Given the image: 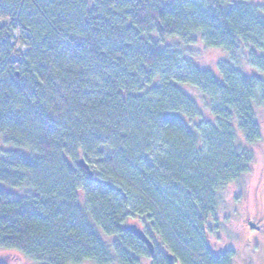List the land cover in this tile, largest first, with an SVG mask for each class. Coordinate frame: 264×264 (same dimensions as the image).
<instances>
[{
	"label": "trees",
	"instance_id": "1",
	"mask_svg": "<svg viewBox=\"0 0 264 264\" xmlns=\"http://www.w3.org/2000/svg\"><path fill=\"white\" fill-rule=\"evenodd\" d=\"M0 18V183L16 190L0 187V249L35 264H233L207 226L261 146L264 0H0ZM198 37L227 55L221 79L187 56Z\"/></svg>",
	"mask_w": 264,
	"mask_h": 264
},
{
	"label": "rangeland",
	"instance_id": "2",
	"mask_svg": "<svg viewBox=\"0 0 264 264\" xmlns=\"http://www.w3.org/2000/svg\"><path fill=\"white\" fill-rule=\"evenodd\" d=\"M1 24H9V21L0 18ZM177 39H166L162 46H178ZM12 44L19 52L25 53L28 48L20 35L15 32ZM181 48H183L181 46ZM188 57L198 63L201 68L210 71L217 79H221L219 63L227 58V55L219 49H206L198 37V43L193 45L187 53ZM14 57H17L16 55ZM185 92L195 98L200 105L204 104V97L191 86H183ZM258 119L261 124V146L247 147L254 153L255 161L251 173L240 184H233L220 192L217 213L208 221L210 230V246L218 252L234 250L236 256L233 264H264V108L256 107ZM98 185H93L97 189ZM0 187L6 185L0 183ZM10 189V188H8ZM16 191L14 189H10ZM245 220L259 222L262 231H254L251 223ZM127 224H137L142 230L145 227L135 221ZM0 258L9 264H35L18 251L0 249ZM83 264H94L85 262Z\"/></svg>",
	"mask_w": 264,
	"mask_h": 264
},
{
	"label": "water",
	"instance_id": "3",
	"mask_svg": "<svg viewBox=\"0 0 264 264\" xmlns=\"http://www.w3.org/2000/svg\"><path fill=\"white\" fill-rule=\"evenodd\" d=\"M80 166L86 170L87 174L90 177H93L94 172L91 170L90 165L84 159L80 160ZM250 225L252 228H255L254 224L251 223ZM124 229L127 232L132 233L137 239L142 241L148 247L151 254L155 253L156 248L154 242L148 237L146 232L142 230L137 224H126L124 226ZM168 257L171 261L173 260V255H168Z\"/></svg>",
	"mask_w": 264,
	"mask_h": 264
},
{
	"label": "flooded vegetation",
	"instance_id": "4",
	"mask_svg": "<svg viewBox=\"0 0 264 264\" xmlns=\"http://www.w3.org/2000/svg\"><path fill=\"white\" fill-rule=\"evenodd\" d=\"M261 219H264V213H263V217L261 218ZM245 222L248 224H250V223H252V224H254V226H255V228H253L254 229V231H262V226L261 225H259L258 223V221L257 222H254V221H252V220H245ZM173 261V260H172ZM171 260H170V262H172Z\"/></svg>",
	"mask_w": 264,
	"mask_h": 264
}]
</instances>
